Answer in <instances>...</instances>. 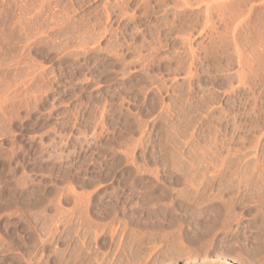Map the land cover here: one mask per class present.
I'll return each mask as SVG.
<instances>
[{"label":"rangeland","instance_id":"obj_1","mask_svg":"<svg viewBox=\"0 0 264 264\" xmlns=\"http://www.w3.org/2000/svg\"><path fill=\"white\" fill-rule=\"evenodd\" d=\"M224 1L0 0V264H264V0Z\"/></svg>","mask_w":264,"mask_h":264},{"label":"bare ground","instance_id":"obj_2","mask_svg":"<svg viewBox=\"0 0 264 264\" xmlns=\"http://www.w3.org/2000/svg\"><path fill=\"white\" fill-rule=\"evenodd\" d=\"M225 1H226V0H225ZM225 1H224V3H225ZM233 1H234V0H233ZM233 1H232V2H233ZM249 1H250V0H249ZM243 2H244V1H243ZM227 3H228V2H227ZM227 3H226V4H227ZM246 3H247V2H246ZM248 3H249V2H248ZM231 4H232V3H231ZM231 4H230V5H231ZM239 4H240V3H239ZM243 4H244V3H243ZM233 6H235V4H234ZM238 6H239V5H238ZM257 6H258V5H257ZM225 7H226V6H225ZM230 7H231V6H230ZM226 8H227V7H226ZM233 8H234V7H233ZM230 9H231V8H230ZM236 9H237V8H236ZM236 9H233V10L236 11ZM239 9H240V8H239ZM242 9H243V8H242ZM250 9H251V8H250ZM240 10H241V9H240ZM251 10H252V9H251ZM231 11H232V10H231ZM244 12H245V11H244ZM230 13L232 14L233 12H230ZM241 13H242V12H241ZM238 15H239V14H238ZM220 217H221V216H220ZM215 222H216V220H215ZM208 224H209V223H208ZM217 224H219V223H217ZM201 225H202V224H201ZM208 226H209V225H208ZM212 226H213V225H212ZM208 229H209V228H208ZM207 231H208V230H207ZM212 232H213V230H212ZM212 232H211V233H212ZM200 233H201V232H200ZM200 233H199V234H200ZM206 233H207V232H206ZM196 234H198V233H196ZM199 234H198V235H199ZM201 234H202V235H199V237H197V238H198V240L200 239L201 241H203L206 237H203V235H204L203 232H202ZM188 236H189V235H188ZM205 236H206V234H205ZM207 236H208V235H207ZM202 237H203V238H202ZM197 238H196V239H197ZM196 239H195V241L197 242L198 240H196ZM202 239H203V240H202ZM206 239H207V238H206ZM188 240H189V239H188ZM262 240H263V239H262ZM193 241H194V240H193ZM195 241H194V242H195ZM181 243H182V242H181ZM191 246H192V245H191ZM198 246H199V245H198ZM260 246H261V244H260ZM191 248H192V247H191ZM257 249H258V248H257ZM193 250H194V249H193ZM258 252H260V251H258ZM188 253H189V252H188ZM197 255H198V254H197ZM236 255H237V254H236ZM194 256H195V255H194ZM240 258H241V256H240ZM262 258H263V257H262ZM156 259H157V258H156ZM238 259H239V256H238ZM241 261H242V260H241ZM244 261H245V260H244ZM256 261H257V260H256ZM154 262H157V261H154ZM243 263H244V262H243ZM261 263H262V262H261Z\"/></svg>","mask_w":264,"mask_h":264}]
</instances>
